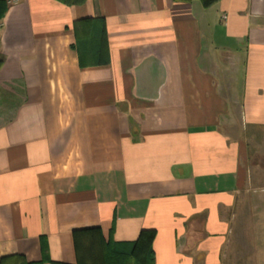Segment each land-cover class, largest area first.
<instances>
[{"label": "crops", "instance_id": "obj_1", "mask_svg": "<svg viewBox=\"0 0 264 264\" xmlns=\"http://www.w3.org/2000/svg\"><path fill=\"white\" fill-rule=\"evenodd\" d=\"M8 3L0 264L41 260L43 239L77 264L85 232L142 230L155 264H224L241 199L264 200V0ZM85 18L104 20L107 61L82 67Z\"/></svg>", "mask_w": 264, "mask_h": 264}, {"label": "trees", "instance_id": "obj_2", "mask_svg": "<svg viewBox=\"0 0 264 264\" xmlns=\"http://www.w3.org/2000/svg\"><path fill=\"white\" fill-rule=\"evenodd\" d=\"M66 5H81L87 0H58ZM220 0H200L204 7H210ZM9 8L8 0H0V21L5 16ZM75 29L78 35L77 49L80 53L82 67L96 65L107 61L105 57L107 49L105 47L107 34L105 23L102 18H85L77 21ZM80 30H84L80 34ZM82 46L88 49L85 53ZM89 235L88 248L80 249L77 244V264H155V254L153 241L156 235L155 230H142L137 240L126 243L115 242L110 239L105 242L101 236L93 231ZM91 235V236H90ZM98 236V237H97ZM43 257L39 261H25L22 255H13L1 259V264H6L7 260H14L20 264H68L53 261L49 255L48 246L43 239Z\"/></svg>", "mask_w": 264, "mask_h": 264}, {"label": "rangeland", "instance_id": "obj_3", "mask_svg": "<svg viewBox=\"0 0 264 264\" xmlns=\"http://www.w3.org/2000/svg\"><path fill=\"white\" fill-rule=\"evenodd\" d=\"M257 190L255 198L245 195L240 201L224 264H264V200Z\"/></svg>", "mask_w": 264, "mask_h": 264}]
</instances>
